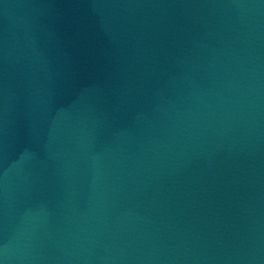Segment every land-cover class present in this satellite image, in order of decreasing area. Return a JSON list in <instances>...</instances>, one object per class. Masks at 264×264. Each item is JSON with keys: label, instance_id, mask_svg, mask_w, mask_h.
Masks as SVG:
<instances>
[{"label": "water", "instance_id": "water-1", "mask_svg": "<svg viewBox=\"0 0 264 264\" xmlns=\"http://www.w3.org/2000/svg\"><path fill=\"white\" fill-rule=\"evenodd\" d=\"M0 264H264V0H0Z\"/></svg>", "mask_w": 264, "mask_h": 264}]
</instances>
